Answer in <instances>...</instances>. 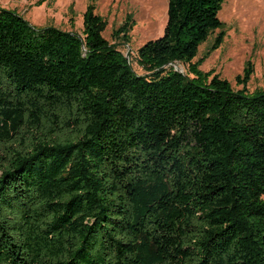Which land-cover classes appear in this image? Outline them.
Here are the masks:
<instances>
[{
    "label": "trees",
    "instance_id": "16d2710c",
    "mask_svg": "<svg viewBox=\"0 0 264 264\" xmlns=\"http://www.w3.org/2000/svg\"><path fill=\"white\" fill-rule=\"evenodd\" d=\"M222 2L166 0L142 74L92 3L79 35L0 7V264H264V90L192 61Z\"/></svg>",
    "mask_w": 264,
    "mask_h": 264
},
{
    "label": "rangeland",
    "instance_id": "374dc122",
    "mask_svg": "<svg viewBox=\"0 0 264 264\" xmlns=\"http://www.w3.org/2000/svg\"><path fill=\"white\" fill-rule=\"evenodd\" d=\"M89 3L93 5V12L105 22L102 36L109 44H118L117 48L128 57L132 69L142 74L143 70L135 63L136 49L163 33L166 0H0V7L14 10L33 29L53 27L79 35L83 27L82 15ZM218 18L220 28L197 47L192 60L198 62L197 69L218 74L229 81L233 89H239L234 78L241 75L248 60L251 75L246 90H264V0H223ZM124 21L132 22L127 44L119 39L121 33L113 37ZM220 31L223 32L222 41L217 48L211 49ZM173 67L181 72L186 70L185 64L173 63ZM261 199L264 200V193Z\"/></svg>",
    "mask_w": 264,
    "mask_h": 264
},
{
    "label": "water",
    "instance_id": "95a60500",
    "mask_svg": "<svg viewBox=\"0 0 264 264\" xmlns=\"http://www.w3.org/2000/svg\"><path fill=\"white\" fill-rule=\"evenodd\" d=\"M174 70H176V71H178V72H181V71H179L178 69H175V68H174Z\"/></svg>",
    "mask_w": 264,
    "mask_h": 264
}]
</instances>
